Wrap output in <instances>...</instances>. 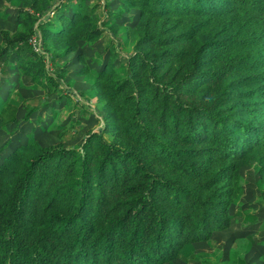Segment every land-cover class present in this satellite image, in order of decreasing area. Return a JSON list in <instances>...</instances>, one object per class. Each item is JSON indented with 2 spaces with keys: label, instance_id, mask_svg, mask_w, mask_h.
<instances>
[{
  "label": "trees",
  "instance_id": "obj_1",
  "mask_svg": "<svg viewBox=\"0 0 264 264\" xmlns=\"http://www.w3.org/2000/svg\"><path fill=\"white\" fill-rule=\"evenodd\" d=\"M6 1L19 2L21 25L0 31V125L17 126L19 80L58 85L67 69L45 57L55 63L102 28L83 7L65 14L73 0ZM122 6L137 9L122 75L111 38L94 76L77 71L92 76L101 125L72 146L29 139L0 162V264H163L228 228L240 167L264 168V0ZM106 12L115 35L118 13Z\"/></svg>",
  "mask_w": 264,
  "mask_h": 264
},
{
  "label": "rangeland",
  "instance_id": "obj_2",
  "mask_svg": "<svg viewBox=\"0 0 264 264\" xmlns=\"http://www.w3.org/2000/svg\"><path fill=\"white\" fill-rule=\"evenodd\" d=\"M80 1L73 0L67 6L65 14H69L74 8L83 7L84 12L94 17L93 27L102 28L99 38L92 41L79 39L77 49L67 55L56 56L55 63H51L50 56L45 57L49 69H52L51 64L59 66L56 73L63 67L67 69L58 80V85L50 84L46 79H39L35 84L19 80L18 90L10 95L17 106L15 115L19 121L18 128H13V122L5 119L0 125V146L7 137L12 140L13 146L14 143L32 138H37L42 145L61 142L72 146L80 144L89 129H97L101 125L102 110L97 107L95 97L88 96L85 92L92 83V76L79 74L77 71L86 64L94 76V72L110 57L104 46L111 38L109 42L118 52L114 58L115 70L122 75L118 68L124 61L122 56L133 50L132 33L135 30L137 9L126 10L122 6L123 0H82V6ZM105 1H109L107 6ZM18 9L19 2L0 0V31H13L20 27L21 21L16 18ZM106 9L118 13L115 18L118 31L115 35L104 31V25H107L104 19L113 18L111 14H107ZM32 43L34 49H39V43ZM61 51L62 49L58 50L59 53ZM2 77L0 75V84L4 88L7 81L3 82ZM14 78L15 74L9 75V80ZM48 103L52 106L51 109L48 108ZM30 107H37L39 110L31 112V118L27 121L23 114ZM12 143L2 150L0 147V162ZM251 161L239 170V182L243 190L230 205V226L212 232L208 240L186 244L176 257L163 264H264V168L261 169L254 159Z\"/></svg>",
  "mask_w": 264,
  "mask_h": 264
},
{
  "label": "crops",
  "instance_id": "obj_3",
  "mask_svg": "<svg viewBox=\"0 0 264 264\" xmlns=\"http://www.w3.org/2000/svg\"><path fill=\"white\" fill-rule=\"evenodd\" d=\"M0 41H1V37H0ZM3 82H6V80H2ZM22 82H24L23 80H22ZM1 85V84H0ZM5 89H6V86L4 87V88H0V97L2 98V99H4V98H6V94H5ZM11 101H12V99H11ZM13 102V101H12ZM36 112V111H35ZM31 118V115H30V117H29V119ZM28 119V120H29ZM27 120V121H28ZM13 122V121H12ZM13 124H14V126H13V128L14 127H17L16 126V122H13ZM19 124V123H18ZM17 124V125H18ZM18 128V127H17ZM17 128H15V129H17ZM33 139H35V138H33ZM36 140H37V138H36ZM29 141V139H26L25 141H23V142H18V143H14V146H13V143H12V140L11 139H9V137H7V138H5V140H4V142H3V144L0 146L1 147V150L2 149H4L6 146H9L11 143H12V146H11V148H10V150L8 151V153H10L17 145H19V144H21V143H25V142H28ZM38 141V140H37ZM39 142V141H38ZM7 153V154H8ZM6 154V155H7ZM6 155H4V157L6 156ZM3 157V158H4Z\"/></svg>",
  "mask_w": 264,
  "mask_h": 264
},
{
  "label": "built area",
  "instance_id": "obj_4",
  "mask_svg": "<svg viewBox=\"0 0 264 264\" xmlns=\"http://www.w3.org/2000/svg\"><path fill=\"white\" fill-rule=\"evenodd\" d=\"M31 41H35L36 42L35 38H32Z\"/></svg>",
  "mask_w": 264,
  "mask_h": 264
}]
</instances>
